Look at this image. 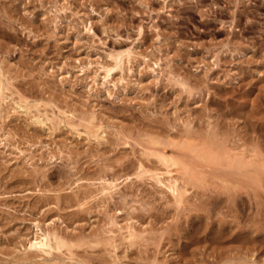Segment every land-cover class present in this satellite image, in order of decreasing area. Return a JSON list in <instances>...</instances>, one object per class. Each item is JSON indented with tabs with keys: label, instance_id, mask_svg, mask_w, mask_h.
Returning a JSON list of instances; mask_svg holds the SVG:
<instances>
[{
	"label": "rangeland",
	"instance_id": "obj_1",
	"mask_svg": "<svg viewBox=\"0 0 264 264\" xmlns=\"http://www.w3.org/2000/svg\"><path fill=\"white\" fill-rule=\"evenodd\" d=\"M0 264H264V0H0Z\"/></svg>",
	"mask_w": 264,
	"mask_h": 264
},
{
	"label": "bare ground",
	"instance_id": "obj_2",
	"mask_svg": "<svg viewBox=\"0 0 264 264\" xmlns=\"http://www.w3.org/2000/svg\"><path fill=\"white\" fill-rule=\"evenodd\" d=\"M110 71V70H109ZM192 141V140H191ZM196 141V140H195ZM208 142V141H207ZM151 143V142H150ZM210 143V142H209ZM208 143V144H209ZM198 144V143H197ZM202 144V143H201ZM207 144V145H208ZM205 146V145H204ZM209 146V145H208ZM207 148V147H206ZM204 149V148H203ZM209 149V148H208ZM207 152H208V150H207ZM155 154V153H154ZM158 154V153H157ZM159 155V154H158ZM157 156V155H156ZM206 157V156H205ZM239 163H240V161H239ZM244 165V164H243ZM219 174V173H218ZM251 177V176H250ZM225 178V177H224ZM174 180V179H173ZM172 181V180H171ZM176 181V180H175ZM189 181V180H188ZM193 181V180H192ZM237 182V181H236ZM111 183V182H110ZM172 184V183H171ZM170 184V185H171ZM175 185V184H174ZM173 186V185H172ZM111 188H112V186H111ZM172 188V187H171ZM175 189V188H174ZM173 189V190H174ZM171 190V189H170ZM173 190H172V192H173ZM176 191V190H175ZM177 191H178V189H177ZM181 191V190H180ZM182 192L183 191H181L180 193L182 194ZM174 193V192H173ZM177 193V192H176ZM179 196V192H178V195L176 196V197H178ZM179 200V199H178ZM182 200V199H181ZM183 202V201H182ZM43 235V234H42ZM54 235V234H53ZM228 236V235H227ZM51 237V236H50ZM49 237V238H50ZM55 237H57V233H56V236ZM55 239H57V238H55ZM60 238H58V240H59ZM35 240V239H34ZM50 240V239H49ZM51 241V240H50ZM50 241H49V243H48V240H47V236L46 237H42V236H38V237H36V240L35 241H31V243H30V246L31 247H40V248H45V247H50L51 245H50ZM61 241H59V243H60ZM62 242H63V239H62ZM62 242H61V244H62ZM67 244V243H66ZM65 245V244H64ZM54 246V245H53ZM58 247H59V244L57 245ZM52 248V247H51ZM57 248V247H56ZM61 248H62V246H61ZM48 249V248H47ZM39 250V249H38ZM42 251H44L45 252V250H42ZM47 252V251H46Z\"/></svg>",
	"mask_w": 264,
	"mask_h": 264
}]
</instances>
